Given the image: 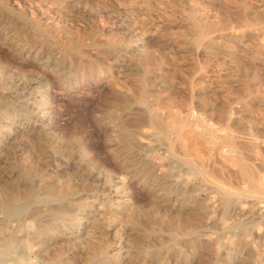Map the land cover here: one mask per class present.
<instances>
[{
  "label": "rangeland",
  "instance_id": "rangeland-1",
  "mask_svg": "<svg viewBox=\"0 0 264 264\" xmlns=\"http://www.w3.org/2000/svg\"><path fill=\"white\" fill-rule=\"evenodd\" d=\"M0 264H264V0H0Z\"/></svg>",
  "mask_w": 264,
  "mask_h": 264
},
{
  "label": "bare ground",
  "instance_id": "bare-ground-1",
  "mask_svg": "<svg viewBox=\"0 0 264 264\" xmlns=\"http://www.w3.org/2000/svg\"><path fill=\"white\" fill-rule=\"evenodd\" d=\"M147 94V93H146ZM145 94V95H146ZM193 117L191 116V115H189L188 116V118H187V120H186V124H188L189 126H191V127H193L194 128V126H196L198 123H197V121H191V120H193L192 119ZM194 130V129H193ZM128 138V137H127ZM240 175H242V176H240L241 178L243 177V179H244V181H246V182H248V183H252L253 182V178H252V176L248 173V171L242 166L241 168H240ZM255 184V183H254ZM13 205V204H12ZM14 206V205H13Z\"/></svg>",
  "mask_w": 264,
  "mask_h": 264
}]
</instances>
